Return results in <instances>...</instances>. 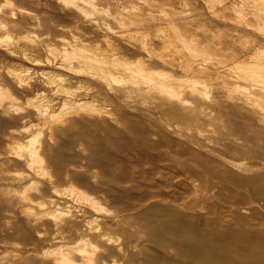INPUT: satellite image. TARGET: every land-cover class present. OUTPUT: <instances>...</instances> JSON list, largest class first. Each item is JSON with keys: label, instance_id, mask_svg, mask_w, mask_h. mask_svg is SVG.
Segmentation results:
<instances>
[{"label": "rangeland", "instance_id": "1", "mask_svg": "<svg viewBox=\"0 0 264 264\" xmlns=\"http://www.w3.org/2000/svg\"><path fill=\"white\" fill-rule=\"evenodd\" d=\"M14 1L16 9L0 0V20L22 23L11 32L17 55L0 43V72L14 63L35 71L55 69L69 80L59 84L62 88L35 78L30 81L35 90L21 92L16 87L19 107L34 110L31 119L24 121L15 111L0 113V264H62L56 261L55 249L63 243L78 245L83 236L91 242L86 256L74 252L79 264H264V113L255 110L264 93V18L259 15L264 0H97L100 14L84 4L98 12L92 15L90 10L84 15L64 10L53 0ZM38 20L45 24L37 29ZM6 34L0 29L3 39ZM76 37L92 45L91 52L83 48L76 53H97L109 61L115 51L123 64L132 61L135 66L153 60L145 74L157 80L172 70L177 99L185 97L186 107L203 108L206 115L200 113V119L198 112H169L163 88L157 86L152 94L140 72L136 77L124 72V80L112 82L117 88L139 79L140 89L114 93L102 80L46 61L66 45L73 51L69 42L78 41ZM33 39L41 42L35 50ZM145 42L150 47L145 46L146 51ZM150 50L153 56L148 57ZM24 51L44 62L23 57ZM201 66L216 71L198 73ZM235 77L238 81L233 82ZM67 89L88 95L89 103L74 115L77 124L70 117L76 111L57 108L43 121L45 127L40 124V131L43 118L36 108ZM251 89L261 99L254 98ZM34 97L41 99L39 104L30 100L37 101ZM29 126L32 132L25 130ZM37 133L42 135L35 145L44 160L30 166L15 151ZM75 187L103 208L71 194ZM52 201L64 211L58 216L42 214L55 210ZM72 223L79 231L77 225L67 227Z\"/></svg>", "mask_w": 264, "mask_h": 264}, {"label": "bare ground", "instance_id": "2", "mask_svg": "<svg viewBox=\"0 0 264 264\" xmlns=\"http://www.w3.org/2000/svg\"><path fill=\"white\" fill-rule=\"evenodd\" d=\"M5 1V3L7 4V5H10L11 7H15V5L17 4L14 0H4ZM22 1H25V0H22ZM96 1L97 0H53V3H59L60 5H61V8L62 9H66V8H69V9H74V11L76 10L77 12H79V13H83V15L85 14V12H87V11H89L88 10V8L86 9V7L89 5H84L85 3H90L91 5H89L88 7H90V6H93V9L94 10H96V11H98L99 12V7L100 6H98V5H100V4H97L96 3ZM110 1V0H109ZM108 1V2H109ZM254 1V0H253ZM256 1H258V0H256ZM262 1V0H261ZM255 2V1H254ZM98 3H99V1H98ZM259 3H260V0H259ZM263 3H264V1H263ZM262 4V3H261ZM35 5V4H34ZM110 5V4H109ZM257 5V4H256ZM260 5V4H259ZM18 6V5H17ZM44 6H45V4H44ZM49 7V6H48ZM263 7V6H262ZM19 8H21V6L19 7ZM90 8H92V7H90ZM102 8V7H101ZM125 8H127V7H125ZM15 9H16V7H15ZM14 9V10H15ZM24 9V8H23ZM22 8H21V10H23ZM56 9V8H55ZM108 9V8H107ZM12 11V13H11V17H15V15H16V10L15 11ZM18 10V9H17ZM20 10V9H19ZM20 10V11H21ZM27 10V9H26ZM126 10V9H125ZM73 11V10H72ZM72 11H71V13H72ZM91 11L93 12V10L91 9L90 10V12H88V14H90V15H92L91 14ZM110 11V10H109ZM129 11H130V9H129ZM134 11V10H133ZM11 12V11H10ZM24 12H27V11H25V9H24ZM95 12V11H94ZM93 12V13H94ZM98 12H95V14L97 13L98 14ZM101 12H103V11H101ZM141 12V11H140ZM214 12V11H213ZM252 12V11H251ZM262 12V11H261ZM263 12H264V10H263ZM256 14L257 13H260V12H255ZM26 14V13H25ZM75 14V13H74ZM88 14H86L87 15V17H88ZM99 14H100V12H99ZM112 14V13H111ZM118 14V13H117ZM128 14H129V12H128ZM214 14V13H213ZM140 15V14H139ZM218 15V14H217ZM259 15H261V17H263L264 18V13H263V16H262V13L261 14H259ZM64 16V15H63ZM62 16V17H63ZM93 16H94V14H93ZM142 16V15H141ZM256 16H258V15H256ZM8 17H10V15L8 16ZM59 17H61V16H59ZM65 17V16H64ZM91 17V16H90ZM4 18V17H3ZM89 18V17H88ZM112 18V17H111ZM117 18V17H116ZM82 19V18H81ZM114 19V18H113ZM119 19V18H118ZM262 19V18H261ZM3 20V19H2ZM2 20H0V29H4V31L7 33L6 34V36H5V39H3V36H0V43H2V45H4L5 47H6V50L8 51V53H10V54H14V55H17V50L16 49H14V48H12L11 47V42H12V39H14V37H12L13 35H11V32H12V30L14 29L15 30V28H19V26H22L21 24V22H20V20L18 21H16V19L14 20L13 18H11V20L9 19V21L7 20V22L4 20V22L2 21ZM83 20V19H82ZM102 20V19H101ZM262 20H264V19H262ZM110 21V20H109ZM56 22V21H55ZM108 22V21H107ZM248 22V21H247ZM37 29L38 28H41V26H44V24H45V22L43 23L42 22V20H38L37 22ZM125 23V22H124ZM107 24V23H106ZM24 25V24H23ZM112 25V24H111ZM111 25H108L109 26V30L111 31L112 30V33H113V31H116V30H114L115 28L114 27H112ZM125 25H127V24H125ZM180 25V24H179ZM60 26V25H59ZM107 27V26H106ZM64 28V27H63ZM108 28V27H107ZM223 28V27H222ZM34 29H36L35 27H34ZM34 29H33V31H34ZM29 31H32V30H30V28L28 29ZM237 30V29H236ZM25 33V32H24ZM34 33H35V31H34ZM99 33V32H98ZM45 34V33H44ZM30 34H28V36H29ZM263 35V34H262ZM32 35H30V37H31ZM33 36H36V35H33ZM47 36V35H46ZM107 36V35H106ZM159 36H161V35H159ZM18 39H19V37H17ZM24 38H29V37H27L26 35L24 36ZM38 38V37H37ZM16 39V38H15ZM21 39V38H20ZM19 39V40H20ZM76 39L78 40V41H75L74 40V42L73 41H71V42H69V43H71V46L73 45V47L75 48V49H73V51H71V52H68L69 50H70V48H69V50L67 49V45H66V47H64V49H63V52L62 53H59V54H57L55 57H54V59H51L50 57H48V59L46 60V61H48V63H52V65L53 64H55L54 66H60V67H66L67 69L69 68V69H72V70H74L75 72H77V73H79V74H81V75H87V76H89V77H91V78H96V79H99V80H102L103 82H106V83H108L109 85H110V88L112 89V91L114 92V93H119L120 91L121 92H123V93H129L130 91L132 92V90H135V89H137V88H141V85H142V83H140V80L138 79H130L129 81H126V82H123L122 84L124 85L123 87H122V84H121V86H118V87H120V88H116V87H114L113 85L114 84H112V82L113 81H119V82H121L122 80H124V76L122 75V73H126V72H128V74H129V72L131 73V72H133L134 74H132V75H130L131 77H136L135 75H136V73L137 72H140V73H142L141 75H144L145 76V80H147V83L146 84H144V85H147L148 87H150L149 89L151 90V92H153L152 94H154V95H156V91H154V88H157V86L158 87H161V88H163V92H162V94L164 93V95H162V97L164 96V98H166L167 100H168V106H169V108L167 109L169 112H171V113H173V114H182L183 112H184V114H185V112L186 111H189V112H193V113H195V112H198L199 114L201 113H205V115H206V110L205 109H196V108H188V107H186V106H188L187 104H185V102H186V99H185V97L184 98H181L180 100L179 99H177V95H178V93L177 94H175L173 91H175V82H173L174 80H175V77H176V74H174V72H172V70H170L171 71V73L169 72V74L167 75H165V74H162L163 76V78H165V79H163V80H160V78H158V80H157V78H154V77H149L148 75L146 76V72L145 71H147L148 69H150V70H152L151 69V67L153 66V65H151V67H149L148 66V64L149 63H151L150 61L147 63V61L146 60H140L139 62H137V65L138 66H135V64L134 63H136V62H132L131 61V63H128V62H124L125 64H123L122 62H121V55H119V53H117V52H115L114 51V53H113V56H114V58H113V60H107V59H104V58H102V56L100 57L97 53L96 54H93V53H90V54H86V53H83V54H81V53H78V51H77V53H76V50H82L83 51V48L84 49H86V51L87 50H92V47H91V49H88L90 46H92L91 45V43H87L88 41V39H85V38H82V37H76ZM108 39V38H107ZM3 42H2V41ZM17 40V39H16ZM22 41H19V42H23V39H21ZM29 40V39H28ZM18 41V40H17ZM65 41V40H64ZM4 42H6V43H4ZM27 42V41H26ZM26 42H24L25 44H26ZM66 42V41H65ZM64 42V45L66 44ZM4 43V44H3ZM15 43H16V41H15ZM18 43V42H17ZM32 43H33V49L35 50L36 48H37V46L38 45H40L41 44V42H35V40L33 39V41H32ZM75 43V44H74ZM264 43V42H263ZM10 44V45H9ZM24 44V45H25ZM27 44H28V42H27ZM26 44V45H27ZM144 44V47H142V48H145V51H146V42L145 43H143ZM13 45V44H12ZM51 44H49L48 46H50ZM53 45V44H52ZM89 46V47H88ZM99 46V45H98ZM143 46V45H142ZM146 46V47H145ZM149 46V45H148ZM77 47V48H76ZM263 47V46H262ZM48 48V47H47ZM50 53H53V50L54 49H52V47L50 46ZM148 48H150V47H147V50H149ZM33 49H32V52H33ZM58 49V48H57ZM99 49V48H98ZM40 50V49H39ZM48 50V49H47ZM115 50V49H114ZM37 51V50H36ZM94 51V50H93ZM113 51V50H112ZM31 52V51H30ZM29 52V53H30ZM91 52V51H90ZM152 51L150 50V52H149V54L151 53ZM29 53H27V52H25L24 51V53H23V57H25V58H27V59H29V60H32L34 63H41V62H44L41 58H37V57H31L30 55H29ZM111 53V52H110ZM109 53V54H110ZM147 53H148V51H147ZM31 54V53H30ZM112 54V53H111ZM151 55L152 54H150L148 57H151ZM112 56V57H113ZM153 56V55H152ZM58 57H61L60 58V60L58 61ZM124 57V56H123ZM155 57V56H154ZM154 57H152V59L154 58ZM159 57H162V56H159ZM165 57V56H164ZM164 57H163V59H164ZM53 58V57H52ZM57 58V59H56ZM117 58H120V61L117 59ZM125 58H126V55H125ZM124 58V59H125ZM157 58V57H156ZM150 59V58H149ZM167 59V58H166ZM166 59H164V60H166ZM129 60V59H128ZM130 60H132V59H130ZM130 60H129V62H130ZM136 60V59H135ZM11 61V60H10ZM15 61V60H14ZM13 60H12V63L14 62ZM125 61V60H124ZM169 61V64H170V60H168ZM254 61V60H253ZM166 62V61H165ZM252 62V61H251ZM258 62V61H257ZM227 63V62H226ZM14 64V63H13ZM10 65V66H8V67H6L7 68V71H6V73H4L3 71H5V69L4 70H1L2 72H0V113H3V114H12V112H16L18 115H22L21 117H25L23 120L25 121V119H26V117H29L30 115H34L33 113H34V110H29V108L27 107V106H25V104H24V107L22 106V107H19L20 105H18V103H20V102H18L19 100H21L20 98H19V96H17V91H16V93H15V89L16 90H18L16 87H20V91L21 92H29V91H32V89H33V86H34V83L32 84V82H30L31 80H33L34 78L35 79H37L38 81L40 80L43 84H46V85H48V86H55V85H59V84H61V82L62 81H65V80H69V76H65L64 77V73H62V72H60V71H58V70H55V69H40V70H32V67H30V66H20V67H15V65ZM16 64V63H15ZM44 64V63H43ZM46 64V63H45ZM225 64V63H224ZM224 64H222L223 66H224ZM249 64H250V62H249ZM256 64V63H255ZM261 64L262 63H260L259 65L261 66ZM24 65V64H23ZM177 65V64H176ZM238 65V64H237ZM258 65V64H257ZM135 66V67H134ZM207 66V65H206ZM239 66V65H238ZM242 66V65H241ZM251 65H249V67H250ZM137 67V68H136ZM176 67V66H175ZM237 67V66H236ZM246 67V66H245ZM249 67L247 66L246 68H245V70L248 68L249 69ZM262 67H263V65H262ZM155 68V67H154ZM238 68V67H237ZM251 68H252V66H251ZM254 68V67H253ZM257 68V67H256ZM208 68H206V67H200V68H198V73L200 72V73H205V74H209L208 72V70H210V68L207 70ZM235 69V68H234ZM241 69V68H240ZM247 69V70H248ZM124 70V71H123ZM161 70V69H160ZM244 70V69H243ZM246 70V71H247ZM35 71V72H34ZM123 71V72H122ZM157 71H159V70H157ZM156 70L154 71V72H157ZM195 71V70H194ZM194 71H193V73H194ZM213 70H210V72H212ZM216 71V70H215ZM215 71L214 72H212L213 74L215 73ZM230 71V70H229ZM249 71V70H248ZM251 71V70H250ZM252 71H255L254 69L252 70ZM257 71H258V69H257ZM256 71V72H257ZM32 74H31V73ZM136 72V73H135ZM166 72H167V70H166ZM217 74H219L218 72H216ZM237 73V72H236ZM246 73H248V72H246ZM264 73V72H263ZM263 73L262 74H260V78L262 77L263 78V76H261V75H263ZM138 74V73H137ZM220 74H221V72H220ZM228 74H230V73H228ZM232 75H233V73H231ZM230 74V75H231ZM252 74V73H251ZM134 75V76H133ZM151 75V74H150ZM209 75H212V74H209ZM249 75V74H248ZM28 76V77H27ZM72 76V75H71ZM123 76V77H122ZM243 76V75H242ZM251 76V75H250ZM29 79L28 81H27V79ZM230 77H233V76H230ZM237 77H238V75H237ZM237 77H235V79H233V82L234 81H236V78ZM188 78H190V77H188ZM187 78V79H188ZM197 78V77H196ZM234 78V77H233ZM239 78V77H238ZM238 78H237V81H238ZM34 79V80H35ZM81 79V78H80ZM252 79V78H251ZM256 79V78H255ZM258 79V78H257ZM33 80V81H34ZM165 80V81H164ZM79 81V80H78ZM176 81V80H175ZM261 81H263V80H261ZM69 82V81H68ZM196 82V81H195ZM229 82V81H228ZM227 82V83H228ZM232 82V81H231ZM232 82V84H234ZM259 82V81H258ZM257 82V83H258ZM264 82V81H263ZM27 83H28V86H25V85H27ZM64 83V82H63ZM89 83V82H88ZM236 84H237V82H235ZM253 83V82H252ZM119 84V83H118ZM259 84V83H258ZM261 85L263 84V83H260ZM259 84V86H261ZM62 85V84H61ZM254 85V84H253ZM256 85V84H255ZM60 86V85H59ZM228 86V85H227ZM238 86H240V85H238ZM263 86V85H262ZM261 86V88H263ZM28 87V88H27ZM61 87V86H60ZM63 87V86H62ZM61 87V88H62ZM234 87H235V85H234ZM36 88V87H35ZM39 88V87H38ZM37 88V89H38ZM134 88V89H133ZM160 88V89H161ZM259 88V87H258ZM120 89V90H119ZM248 89V88H247ZM33 90H35V89H33ZM64 90H65V88H64ZM63 90V91H64ZM68 90V89H67ZM38 91V90H37ZM41 91V90H40ZM40 91H38L39 93H37V94H39V96L38 97H40ZM72 91V90H71ZM158 91V90H157ZM250 91V94H254V93H256L255 91H254V93L253 92H251L252 91V89L251 90H249ZM262 91L264 92V89H262ZM58 92V91H57ZM60 92V91H59ZM67 92H69V90L67 91ZM66 91L65 92H61L62 94H66L67 93ZM75 92V91H74ZM120 92V93H121ZM178 92V91H177ZM198 92V91H197ZM43 94H44V92H42ZM61 93H57V97H53V99H48V104H47V102L46 103H44V105L43 106H45L46 104V108L45 107H41V105H40V107L39 108H36V114L38 115V116H40V118H43V120H42V122L40 121V123H39V126H37V128H39L40 129V131H41V129L43 128V126H44V124H47V123H44L43 121L44 120H46V118L49 116L50 117V113H52L53 114V116L55 115L54 113H56L57 112V108H59L60 109V111L63 109V112L65 111V108H68L70 111H76L75 112V114H73L72 116H70L71 118H72V120L71 121H73V119H74V115H77V114H79V107H83L85 104H87V103H89V101H86V97L85 96H88L87 94H83V93H81V95H78V93L76 92V94L75 93H73V91H72V93L71 92H69L68 93V95H65L64 94V100H62L61 98ZM71 93V94H70ZM88 93V92H87ZM150 93V92H149ZM180 93H181V95H182V97H183V95L184 94H186L187 92L184 90V91H180ZM192 93V92H191ZM24 94V93H23ZM59 94H60V96H59ZM70 94V95H69ZM158 94H160V93H158ZM257 94V93H256ZM261 94V93H260ZM259 94V95H260ZM121 96H124V95H122V94H120ZM128 95V94H127ZM126 95V96H127ZM246 95V94H245ZM42 96V95H41ZM90 96V95H89ZM174 96H176L175 98L176 99H174ZM256 95H253V97L254 98H256L255 97ZM263 96H264V93L260 96L262 99H263ZM242 97H245V96H242ZM259 97V98H260ZM32 98V97H31ZM30 98V100L31 101H33V102H35V103H38L39 104V100H41V99H39V100H37L35 97V99L37 100V101H35V100H32ZM50 98H52V97H50ZM178 98H179V96H178ZM251 98V100H249V101H251L252 102V97H250ZM253 98V99H254ZM258 98V97H257ZM256 98V99H257ZM258 98V99H259ZM260 98V99H261ZM46 99V98H45ZM170 99V100H169ZM249 99V98H248ZM260 100V102H259V100L257 101V102H259L258 104H259V106H260V108H258V107H256V109H255V107H254V109L256 110V112H258V113H260V114H262V113H264V110L263 111H261V109H264V99L263 100ZM27 100H28V97H27ZM29 100V101H30ZM29 101H27V102H29ZM188 101V100H187ZM254 101V100H253ZM256 101V100H255ZM256 102V103H257ZM31 103V102H30ZM30 103L28 104V106L30 107ZM35 103H32V105H34ZM50 103V104H49ZM253 103V102H252ZM26 104V105H27ZM40 104H43V102L42 103H40ZM22 105V104H21ZM31 105V106H32ZM36 105V104H35ZM186 105V106H185ZM253 105V104H252ZM18 106V107H17ZM39 106V105H38ZM28 108V110H26L27 108ZM35 107H37V106H35ZM32 108V107H31ZM34 108V107H33ZM58 109V110H59ZM209 109V108H208ZM67 110V109H66ZM60 111H58V112H60ZM67 112H68V110H67ZM212 112V111H211ZM66 113V112H65ZM69 113V112H68ZM67 113V114H68ZM71 113L72 112H70L68 115H71ZM35 114V115H36ZM58 114V113H57ZM187 114V113H186ZM201 114L200 115H198V117L201 119L202 117H201ZM183 115V114H182ZM189 115V114H188ZM212 115V114H211ZM258 115V114H257ZM52 116V115H51ZM204 116V115H203ZM263 117V116H262ZM259 118L260 120L262 119L263 120V118ZM30 119L32 118V117H29ZM197 118V117H196ZM78 119H79V117H78ZM207 119V118H206ZM70 120V119H69ZM196 120V119H195ZM197 121V120H196ZM46 122V121H45ZM41 123H43L42 124V128L40 127L41 125ZM75 123L76 122H72V124L73 125H75ZM3 124H7V121H4L3 122ZM37 124V123H36ZM77 124V123H76ZM31 128L33 129V128H35V124H34V126L31 124ZM45 127V126H44ZM47 127V126H46ZM48 127L49 128H51L52 126H49L48 125ZM47 127V128H48ZM30 128V126H29V128L28 127H26V131H27V129L28 130H31V132H32V129ZM53 129H55L54 127H52ZM70 130V129H69ZM37 132V130L35 131V133ZM43 132V131H42ZM39 133V132H38ZM37 133V134H38ZM233 133V132H232ZM235 133V132H234ZM37 134H34V135H32L31 136V138L27 141V142H20V143H22V144H18L19 145V149H17L16 150V148L18 147H16V148H14L15 150V153H16V156H20V157H23V159L25 158L26 159V161H28L29 162V165L31 166L32 164H33V162H36L37 161V159L38 160H40V161H42L43 162V160H44V158H42V157H40L39 155H38V150H37V148H36V145H35V143H37L38 142V140L40 139V136L42 135V133L41 134H38V136H35V135H37ZM39 137V138H38ZM37 141V142H36ZM249 141V140H248ZM40 142V141H39ZM103 142V141H102ZM101 142V143H102ZM97 144V143H96ZM103 144H104V142H103ZM248 145V144H247ZM96 146H98L99 147V145L97 144ZM103 146H106L105 144L103 145ZM103 146H100L101 148H103ZM13 153V152H12ZM14 154V153H13ZM44 156V155H43ZM19 157V158H20ZM59 158V157H58ZM58 158H56L57 159V161L59 160ZM94 158H96V160L99 162H101L102 161V157L100 156V155H95V157ZM63 159L64 158H62V157H60V162H62L63 161ZM46 161V160H45ZM51 161V160H50ZM53 161V160H52ZM56 161V162H57ZM105 162V161H104ZM59 163V162H58ZM105 166H107V167H109L108 166V164H106V162H105ZM34 168V167H33ZM43 168V167H42ZM73 188V187H72ZM70 190V189H69ZM71 194H76L78 197H80V198H83L88 204H90V205H92L93 207H96V208H103L102 207V204L96 199V198H94V197H91L89 194H87L86 192H84V191H82V190H80V189H78V188H74V189H71ZM76 197V196H75ZM79 199V198H78ZM53 203H54V206L53 207H55V210H52V211H49V210H47V211H44L42 214H44V215H54V216H58V212H62V211H64V209L63 208H61L59 205H58V203H56V202H54V201H52ZM29 210V209H28ZM30 213V212H29ZM60 220V219H59ZM60 223V222H59ZM71 223V222H70ZM58 224V223H57ZM56 224V225H57ZM77 225V224H76ZM74 223H72V224H69V225H67V227H69V228H71V227H73V226H76ZM58 226V225H57ZM77 230L79 231V227H78V225H77ZM71 230V229H70ZM72 231V230H71ZM184 235H186V234H184ZM182 236V235H181ZM30 237V235L28 234L27 236H26V238H29ZM189 238H190V236H189ZM90 240L86 237V236H83V238H82V240H81V242L78 244V245H71V243L69 242V243H63L62 245H60L57 249H55V252H54V255H55V258H56V261L57 262H59V263H62V264H79V263H77V260H76V255L74 254V252L75 251H79V252H82L81 254L83 255V256H86V251H88L89 249H87V246L88 245H90ZM195 246V245H194ZM197 247V246H196ZM220 248V247H219ZM194 249V248H193ZM204 249V248H203ZM202 249V250H203ZM243 249H244V247H243ZM234 250V249H233ZM219 251V250H218ZM245 251V250H244ZM198 252V251H197ZM230 252V251H229ZM242 252V251H241ZM218 253V252H217ZM232 253V252H231ZM197 254V253H196ZM214 254V253H213ZM245 254V253H244ZM251 254V253H250ZM191 255H192V253H191ZM209 255V254H208ZM230 255V254H229ZM232 255V254H231ZM235 255V254H234ZM243 255V254H242ZM242 255H241V257H242ZM92 256V255H91ZM188 256V255H187ZM222 256H224V255H222ZM192 257H193V255H192ZM220 257V256H219ZM227 257V256H226ZM238 257V256H237ZM212 258V257H211ZM215 258V257H214ZM221 258V257H220ZM231 258V257H230ZM227 259V258H226ZM225 259V260H226ZM250 259V258H249ZM94 260V259H93ZM224 260V259H223ZM231 260V259H230ZM229 260V261H230ZM233 260H234V258H233ZM222 261V260H221ZM232 261V260H231ZM234 261H236V259L234 260ZM253 262H255L254 260H253ZM230 263V262H229ZM235 263V262H234ZM233 263V264H234ZM238 263V262H237ZM246 263V262H245ZM158 264H164V262H161V261H159L158 262ZM212 264V263H211ZM226 264V263H225ZM231 264V263H230Z\"/></svg>", "mask_w": 264, "mask_h": 264}]
</instances>
